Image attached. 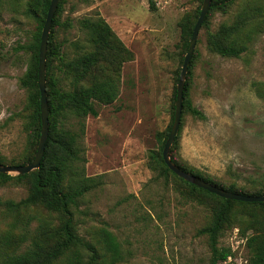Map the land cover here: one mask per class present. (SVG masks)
<instances>
[{
  "label": "rangeland",
  "instance_id": "374dc122",
  "mask_svg": "<svg viewBox=\"0 0 264 264\" xmlns=\"http://www.w3.org/2000/svg\"><path fill=\"white\" fill-rule=\"evenodd\" d=\"M152 1L66 0L63 20H73L75 27L60 30V40L84 39L78 20L100 13L135 55L122 68L118 99L97 104L98 115L86 119V172L103 175V184L84 198L78 228L88 239L97 228L112 231L126 255L121 264H210L208 238L198 235L209 221L210 206L188 197V188L171 175L159 177L148 167L147 153L159 147L158 134L173 125V93L183 66L180 21L199 1ZM243 3L237 1L228 12L209 11V31L234 18ZM34 28L26 0H0V157L8 165L28 154V93L20 84L28 54L20 46ZM207 35L202 27L190 91L206 119L183 108L177 158L218 182L255 189L264 179V30L241 57L211 53ZM28 191L26 182L0 183V200L19 202ZM237 208V215L243 212ZM4 209L0 205V233L13 220L1 215ZM37 224L32 221L30 229ZM238 227L221 239L235 251L224 264H249Z\"/></svg>",
  "mask_w": 264,
  "mask_h": 264
},
{
  "label": "trees",
  "instance_id": "16d2710c",
  "mask_svg": "<svg viewBox=\"0 0 264 264\" xmlns=\"http://www.w3.org/2000/svg\"><path fill=\"white\" fill-rule=\"evenodd\" d=\"M51 1L26 0L27 13L35 23L31 37L20 46L28 54L27 69L20 78L21 86L28 93L29 111L25 121L28 154L12 160L13 166L29 164L34 160L41 137L39 55L42 30ZM198 1L197 7L188 11L180 21L179 47L183 63L204 0ZM237 1L212 0L210 13L228 12ZM65 5L66 0H60L48 43L46 90L50 126L41 166L16 176L0 173L1 184L26 182L29 189L28 196L19 202L0 200V205L6 207L1 215L13 218L7 229L0 233V264H121L126 259L121 242L107 227L90 232V239L82 235L78 228L81 222L78 214L82 213L80 206L86 195L103 184V175L89 176L86 172L87 158L83 144L86 119L89 115H98L97 104L108 105L118 99L122 68L134 60L135 55L100 13L78 20L84 39L60 40V30L70 31L75 27L73 20H63ZM209 15L203 24L208 30L207 47L211 53L223 57H241L264 30V3L255 0H244L234 18L221 23L216 31H209ZM193 62L191 60L186 82L184 109L206 119L203 111L193 105L190 98ZM176 93L177 88L173 93L174 101ZM175 104L172 105L173 110ZM172 114L174 121V111ZM171 126L158 134L159 147L147 152L148 167L159 177L168 178L171 175L177 185L188 188L184 192L188 197L197 198L210 206L209 221L198 231V235L208 238L210 264H224L235 256L231 246L221 245V239L236 225L239 226V236L245 240L248 263L264 264V203L220 197L170 170L162 152ZM179 139L180 133L169 153L181 169L227 191L264 196V179L256 181L255 189L241 188L236 181L226 185L179 160ZM0 163L6 164V161L0 157ZM237 207H242L243 211L238 215ZM41 211L47 215H42ZM32 221L38 223L34 229H30ZM19 222H22L21 232H17L21 228Z\"/></svg>",
  "mask_w": 264,
  "mask_h": 264
},
{
  "label": "water",
  "instance_id": "95a60500",
  "mask_svg": "<svg viewBox=\"0 0 264 264\" xmlns=\"http://www.w3.org/2000/svg\"><path fill=\"white\" fill-rule=\"evenodd\" d=\"M60 0H52L49 10L47 19L44 25V28L42 30V40L40 44V55H39V88L41 93V118H42V131H41V137L38 145V150L36 153V156L34 160L25 165H7L0 163V173L3 174H10L11 173H17V174H27L32 172L35 169H38L41 166L42 159L45 154L46 150V143L48 140L49 135V104H48V94H47V51H48V43H49V37L51 33V28L53 25V19L57 10V7L59 5ZM212 5V0H204L202 4L201 14L197 21V24L194 28L193 35L191 36L189 48L185 55L184 63L182 66V70L180 73L179 83L177 86V99L175 104V116H174V122L169 134V137L166 140V143L164 145L163 149V158L169 167L170 170H172L175 174H177L179 177L199 186L200 188L209 191L210 193L216 194L220 197L231 199V200H241V201H247V202H258V203H264V196H258V195H248V194H241L237 192H231L227 191L225 189H222L220 187H217L211 183H208L200 177L184 171L181 169L171 158L170 150L173 146L176 137L178 135V132L181 127L182 122V114H183V108H184V93L186 88V82H187V75L189 71V67L191 65V60L193 57V54L195 52L196 43L198 40V36L200 35L201 29L203 27V24L205 22V19L207 18L210 8Z\"/></svg>",
  "mask_w": 264,
  "mask_h": 264
}]
</instances>
